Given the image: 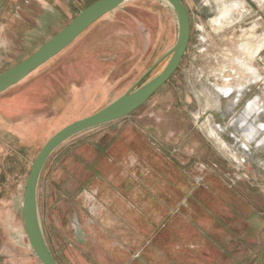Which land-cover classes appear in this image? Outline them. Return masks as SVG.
Returning a JSON list of instances; mask_svg holds the SVG:
<instances>
[{
	"label": "rangeland",
	"instance_id": "rangeland-1",
	"mask_svg": "<svg viewBox=\"0 0 264 264\" xmlns=\"http://www.w3.org/2000/svg\"><path fill=\"white\" fill-rule=\"evenodd\" d=\"M94 1L2 0L0 74ZM181 1L190 36L175 72L41 169L38 220L57 264H264V0ZM177 32L167 2L126 0L0 93V264H42L21 204L45 142L158 74ZM254 99L262 129L248 140L238 123Z\"/></svg>",
	"mask_w": 264,
	"mask_h": 264
},
{
	"label": "water",
	"instance_id": "water-1",
	"mask_svg": "<svg viewBox=\"0 0 264 264\" xmlns=\"http://www.w3.org/2000/svg\"><path fill=\"white\" fill-rule=\"evenodd\" d=\"M2 0H0L1 3ZM126 0H96L81 11L60 31L39 46L30 56L0 74V93L13 86L56 53L74 41L86 28ZM177 19V38L173 47L147 71H151L169 56L163 69L146 83L128 89L115 100L91 115L66 125L53 134L36 154L25 181L21 212L29 245L42 264H57L44 240L40 228L36 187L41 169L53 150L63 141L81 131L121 119L144 104L175 72L185 53L190 36V19L181 0H165Z\"/></svg>",
	"mask_w": 264,
	"mask_h": 264
},
{
	"label": "bare ground",
	"instance_id": "bare-ground-1",
	"mask_svg": "<svg viewBox=\"0 0 264 264\" xmlns=\"http://www.w3.org/2000/svg\"><path fill=\"white\" fill-rule=\"evenodd\" d=\"M165 1V0H163ZM166 2V1H165ZM239 4V3H238ZM225 6V5H224ZM232 9V8H231ZM224 10V9H223ZM230 10V8H229ZM222 11V10H220ZM227 13V12H226ZM225 15V14H224ZM222 15V16H224ZM229 15V14H228ZM226 16V15H225ZM214 24V23H213ZM261 44V42H259ZM260 44L258 46H260ZM264 44V43H263ZM256 46V45H255ZM254 46V47H255ZM249 47V46H248ZM263 47V46H262ZM260 47V48H262ZM258 48V49H260ZM249 49V48H248ZM253 50V49H252ZM251 53V52H250ZM244 64V63H243ZM249 67V66H248ZM223 94H225V96H229L231 89L225 87ZM231 95V94H230ZM257 108H258V103L254 100L253 102H250L245 110H244V114L242 115L240 122L238 123V128L241 130V133L243 134V136L248 139V140H254L256 139V137L260 134L258 131L262 129V127L259 125L257 128L250 124L249 122V118L252 117V115H254L257 112ZM256 122V121H255ZM247 141V140H246ZM262 141H260L261 143Z\"/></svg>",
	"mask_w": 264,
	"mask_h": 264
},
{
	"label": "flooded vegetation",
	"instance_id": "flooded-vegetation-1",
	"mask_svg": "<svg viewBox=\"0 0 264 264\" xmlns=\"http://www.w3.org/2000/svg\"><path fill=\"white\" fill-rule=\"evenodd\" d=\"M244 5H246L245 3H244ZM256 102L258 101L257 99H254ZM254 100H252L251 102H253ZM258 103V102H257ZM259 110H260V106L258 105V108H257V112L255 113V114H258L259 113ZM254 114V115H255ZM259 133L261 132V130H259L258 131ZM259 137V135L256 137V139ZM97 153H101V154H103L104 153V150L101 148L100 149V152H97ZM90 165H92V164H90ZM167 169V168H166ZM166 169H165V171H166ZM89 171H91V175H96V176H98L99 175V171H97L96 169H95V167H89ZM181 182H183V184H184V186H183V184L181 183V188L183 187V188H188L189 187V182H188V180L184 177V175H181ZM169 186L171 187V189L173 190V184H171V183H169ZM180 188V189H181ZM181 189L180 191L182 192V193H184V192H188V190H185V189ZM200 191V190H199Z\"/></svg>",
	"mask_w": 264,
	"mask_h": 264
}]
</instances>
